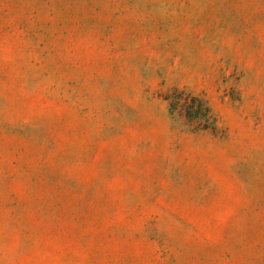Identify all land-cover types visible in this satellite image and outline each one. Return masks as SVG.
<instances>
[{"label":"rangeland","instance_id":"374dc122","mask_svg":"<svg viewBox=\"0 0 264 264\" xmlns=\"http://www.w3.org/2000/svg\"><path fill=\"white\" fill-rule=\"evenodd\" d=\"M0 264H264V0H0Z\"/></svg>","mask_w":264,"mask_h":264},{"label":"trees","instance_id":"16d2710c","mask_svg":"<svg viewBox=\"0 0 264 264\" xmlns=\"http://www.w3.org/2000/svg\"><path fill=\"white\" fill-rule=\"evenodd\" d=\"M173 117H183L185 123L193 130H212L215 120L203 98L174 88L164 97Z\"/></svg>","mask_w":264,"mask_h":264}]
</instances>
